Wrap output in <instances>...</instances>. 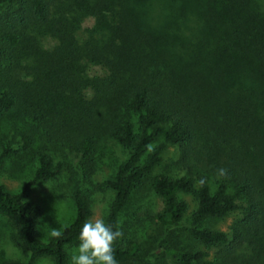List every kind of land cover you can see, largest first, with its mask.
Listing matches in <instances>:
<instances>
[{
    "label": "trees",
    "instance_id": "obj_1",
    "mask_svg": "<svg viewBox=\"0 0 264 264\" xmlns=\"http://www.w3.org/2000/svg\"><path fill=\"white\" fill-rule=\"evenodd\" d=\"M109 144L122 155L97 186L113 192L105 223L119 229L146 182L162 227L179 225L183 196L194 202L196 243L162 249L173 264H264V0H0V170L11 156L35 160L20 190L0 182V217L28 251L0 264H68L90 200L76 190L73 220L42 242L32 191L63 158L90 166ZM168 145L176 168L155 173ZM235 214L230 232L200 226ZM114 247L119 264H136L135 238Z\"/></svg>",
    "mask_w": 264,
    "mask_h": 264
},
{
    "label": "rangeland",
    "instance_id": "obj_2",
    "mask_svg": "<svg viewBox=\"0 0 264 264\" xmlns=\"http://www.w3.org/2000/svg\"><path fill=\"white\" fill-rule=\"evenodd\" d=\"M91 25L87 21L84 26ZM98 67L92 69V74H99ZM100 152V151H99ZM96 152L92 156V164L88 167L76 158H63L66 163L60 174L48 182L38 183L33 189L31 200L40 205L43 215L37 226V238L47 242L51 237L53 229L61 231L74 218L75 207L73 194L76 190L81 192L90 200L92 215L90 219H103L113 197L110 189L98 190L97 186L107 179H112L118 165L122 151L117 145L109 144L103 154ZM11 156L3 164L0 170V182L9 191H18L23 183L32 176L35 160L28 156ZM176 151L173 146L168 145L163 154V160L155 170L173 171L176 168ZM183 199L188 203L185 216L177 226L162 227L154 219L152 214L161 209V200L148 187L145 182L139 189L134 191L127 207L119 216V230L123 233L122 239L135 238L140 244V256L136 264H173L171 256L162 252L164 244L184 247L194 245L196 241L189 233L191 228V213L194 202L191 196L185 195ZM241 214V213H240ZM239 214L227 217L223 220L208 219L201 228L211 227L213 229L230 232L233 229ZM10 228L7 221L0 217V255L10 259L23 260L28 253L26 248L16 247L11 240ZM77 244L66 248L68 253V264H71V256L74 254ZM245 245V244H244ZM198 248H202L197 243ZM243 247V244H242ZM211 255L214 251L210 252ZM36 264H51L48 259L39 260Z\"/></svg>",
    "mask_w": 264,
    "mask_h": 264
},
{
    "label": "clouds",
    "instance_id": "obj_3",
    "mask_svg": "<svg viewBox=\"0 0 264 264\" xmlns=\"http://www.w3.org/2000/svg\"><path fill=\"white\" fill-rule=\"evenodd\" d=\"M219 176H225L227 170L219 169ZM206 178L196 181L198 187L206 184ZM51 235L59 238L61 232L53 229ZM123 233L114 226L105 223L103 219H90L82 224L79 229V242L71 264H119L115 257V242Z\"/></svg>",
    "mask_w": 264,
    "mask_h": 264
}]
</instances>
